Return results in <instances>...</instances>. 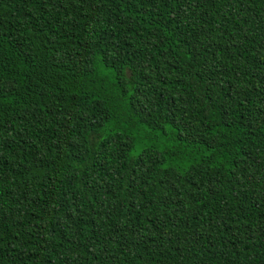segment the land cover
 Masks as SVG:
<instances>
[{
  "label": "trees",
  "instance_id": "trees-1",
  "mask_svg": "<svg viewBox=\"0 0 264 264\" xmlns=\"http://www.w3.org/2000/svg\"><path fill=\"white\" fill-rule=\"evenodd\" d=\"M0 264H264V0H0Z\"/></svg>",
  "mask_w": 264,
  "mask_h": 264
}]
</instances>
